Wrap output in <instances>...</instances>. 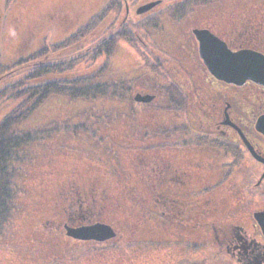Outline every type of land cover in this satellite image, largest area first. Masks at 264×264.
Wrapping results in <instances>:
<instances>
[{
  "label": "rangeland",
  "instance_id": "374dc122",
  "mask_svg": "<svg viewBox=\"0 0 264 264\" xmlns=\"http://www.w3.org/2000/svg\"><path fill=\"white\" fill-rule=\"evenodd\" d=\"M121 1L119 13L111 11L93 31L75 40L111 0H0V64L9 68L0 73V79L6 75L0 90L29 75L39 63H70L65 71L48 74L47 81H77L94 74V84H124L117 97L108 89L107 96L88 102L51 98L18 128L41 130L43 138L27 148L26 176L11 229L0 236V264H174L182 256L198 258V247H167L164 221L171 203L177 222L185 217L184 225L199 236L195 223L219 217L224 203L242 198L235 185L241 176L231 173L228 152L182 129L186 117L196 128L205 118L196 115L202 112L195 106L180 114L169 105L167 85L154 60L177 58L183 66L191 65L190 51L180 45L193 28L207 27L218 35L240 22L245 31L246 9L264 8V0H216L174 20L173 0ZM157 17L162 20L158 26L150 22ZM115 25H128V40L115 35ZM108 37L115 40L111 55L92 61V52ZM69 39L71 46L62 47ZM53 46L57 50H51ZM43 48L49 50L45 57L38 54ZM20 59L27 61L18 66ZM175 69L170 70L172 77L188 83L184 72L179 75ZM136 94L154 99L138 103ZM12 108L0 105V119ZM171 131L176 134L175 149L153 154L150 146L161 138L156 135L165 137ZM149 166L155 170L152 178L145 173ZM215 183L222 185L212 188ZM203 192L206 196L200 195ZM180 207L185 215L177 212ZM257 207L261 205L247 208ZM94 223L110 226L115 237L94 242L65 234L66 228ZM189 237L193 239L192 233Z\"/></svg>",
  "mask_w": 264,
  "mask_h": 264
},
{
  "label": "flooded vegetation",
  "instance_id": "af4514ba",
  "mask_svg": "<svg viewBox=\"0 0 264 264\" xmlns=\"http://www.w3.org/2000/svg\"><path fill=\"white\" fill-rule=\"evenodd\" d=\"M245 13L249 19L245 31L241 30L240 22L231 23L233 27L218 35L207 27L193 28L191 36L183 38L180 45V48L190 51L192 66H183L177 58L154 60L157 73L166 82L167 90L164 93L168 96L169 105L179 109L180 114H187L189 106H195L196 110L202 112L196 115L205 118L201 120V127L196 128L189 124L186 115L184 121L180 117L181 122L183 121L182 129L191 131L193 138L213 142L219 150L227 151L233 166L229 164L233 168L231 173L241 176V180L235 185L241 191L242 198L236 199L237 203H224V212H218L221 213L219 217L208 219L207 222L201 218L195 223L199 236H195L194 230H189L188 225H184V221L187 223L185 217L182 220L179 218L180 222H177L176 208L171 203L168 220L164 221L168 227L167 247H198L200 250L198 258L182 256L174 264H264V79L263 85L250 79L239 85L215 78L203 63L198 51L199 43L193 35L195 29L207 30L223 42L230 52L247 50L264 57V8L250 6ZM152 47L156 48L151 44L150 48ZM173 68H176L179 75L182 70L188 83L172 77L170 70ZM137 94L134 101L138 103L149 104L154 99V96L141 98ZM173 132L165 137L162 133L156 135L161 138L150 146L154 149L153 154L175 149L172 138H176V134ZM145 171L151 178L155 173L151 166ZM141 172L139 170L138 173L144 175ZM216 185L222 184L215 183L212 188ZM200 195L206 196V192ZM258 203L261 207L247 208L259 205ZM177 212L179 215L184 214L181 207ZM152 215L157 218L160 214ZM191 233L193 239L189 237Z\"/></svg>",
  "mask_w": 264,
  "mask_h": 264
},
{
  "label": "trees",
  "instance_id": "16d2710c",
  "mask_svg": "<svg viewBox=\"0 0 264 264\" xmlns=\"http://www.w3.org/2000/svg\"><path fill=\"white\" fill-rule=\"evenodd\" d=\"M173 1L172 5L174 6L173 10L175 13H173L172 16L174 17V20L177 19L176 17L184 18L186 13H189L191 11L190 9H194V7L212 3L216 0ZM121 9V0H111L110 4L101 11V14L91 20V23H86L85 27L79 30L77 33L78 36L74 37V39L81 40L85 33L87 35L99 24L105 21L107 14L113 10H116V12L119 13ZM127 21L129 22V20ZM150 22L156 23L155 25L158 26L162 23V20L157 17ZM128 30V25L120 27V29H117L116 25L114 26L115 35L119 37V39L129 36L130 31L127 35L124 34V32H127ZM107 39L108 42L105 41V43L98 46L97 49H94L91 57L92 61L101 56L108 57L111 55L115 40L113 37H108ZM71 43V39H69L66 42H62L61 46L68 47V45L71 46ZM58 46H53L51 50H57ZM48 52V49L45 50L43 48L38 54L45 57L49 54ZM25 61L27 60L20 59L17 61L16 65L19 66ZM69 64L70 63L59 65L56 63H49L48 65L45 63V65H41L39 63L38 66L32 69L29 75L0 90V105L11 104L14 107L9 113L5 114L0 119V236L1 234L4 236L6 232L9 234L11 229V222L13 220L12 214L16 210V199L20 195V192H22V185L24 184V178L26 176L24 175L23 167L27 164V160L25 159L28 150L27 148L31 144L41 142L43 138L40 134L41 130L34 132L30 129L18 128L23 125L25 121L31 120L51 98H63L70 101L88 102L97 100L98 97L102 98L107 96L109 92L108 89L113 93V97H117L119 95L116 93L118 87L124 85L113 83L109 86L103 85V83L94 84L96 81V76L94 74L77 81L76 79L73 81L45 80V77L52 72L59 73L65 71ZM71 65L73 64L71 63ZM151 68L155 69L153 66H151ZM8 69L9 68L0 64L1 74L5 73ZM104 70L105 69H103V71ZM104 72H106V70ZM3 78H1L0 81L3 80Z\"/></svg>",
  "mask_w": 264,
  "mask_h": 264
},
{
  "label": "water",
  "instance_id": "95a60500",
  "mask_svg": "<svg viewBox=\"0 0 264 264\" xmlns=\"http://www.w3.org/2000/svg\"><path fill=\"white\" fill-rule=\"evenodd\" d=\"M155 4L144 6L137 13H143ZM193 35L199 43L198 51L203 63L215 78L239 85L250 79L263 85L264 57L247 50L230 52L223 42L207 30L195 29ZM66 235L75 240L94 242H104L115 237L112 228L102 223L66 228Z\"/></svg>",
  "mask_w": 264,
  "mask_h": 264
}]
</instances>
